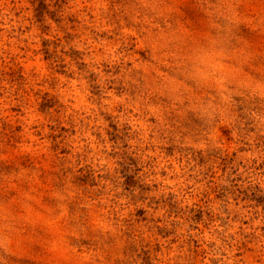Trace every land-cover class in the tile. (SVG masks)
<instances>
[{
    "label": "rangeland",
    "instance_id": "obj_1",
    "mask_svg": "<svg viewBox=\"0 0 264 264\" xmlns=\"http://www.w3.org/2000/svg\"><path fill=\"white\" fill-rule=\"evenodd\" d=\"M0 264H264V0H0Z\"/></svg>",
    "mask_w": 264,
    "mask_h": 264
}]
</instances>
